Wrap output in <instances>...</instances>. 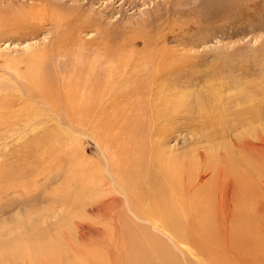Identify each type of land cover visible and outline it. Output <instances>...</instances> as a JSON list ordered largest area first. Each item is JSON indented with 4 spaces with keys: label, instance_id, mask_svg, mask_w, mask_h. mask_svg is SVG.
<instances>
[{
    "label": "rangeland",
    "instance_id": "obj_1",
    "mask_svg": "<svg viewBox=\"0 0 264 264\" xmlns=\"http://www.w3.org/2000/svg\"><path fill=\"white\" fill-rule=\"evenodd\" d=\"M105 35L107 38H105ZM105 44L107 45L104 46ZM81 46L84 47L82 49L85 56L83 59L86 58L84 63L80 65L84 71L87 68L85 65L88 68L90 66L88 61L95 59L96 55H104V50H101L103 46L111 50L110 58L113 60L110 63L117 67L115 78L119 83H117L118 90H122L127 85L126 83L139 86V83L144 82V89L147 90L145 97L137 94L134 95V99H129L130 92L125 93V91H122L125 99H121L116 103L121 106L122 102L125 105L131 101L136 103L141 99L140 101L148 108L146 111L149 115L153 114L150 112L151 104L154 102L159 104L160 102L159 99H155L158 98L156 92H159L160 89L163 88L162 91L170 95L171 98L172 95L174 97L176 93L181 91L186 96L187 101H192L206 90L209 80L206 81L207 75L205 76V74H210L214 69L230 70L233 78H238L242 72L248 73L250 79L256 80L259 78L258 82H261L263 91L261 97H264V0H0V62L7 65L5 69L9 73L18 69L25 74L29 70L33 73L32 70H36L38 66L41 83H47L51 87L54 85L59 86V82V87H61V75L64 71L74 67H70L65 59L58 54L61 51L59 49L66 48L71 52L81 48ZM33 49L42 50L41 55L35 59H30V61L29 59L24 60V57L21 58L32 52ZM19 58L21 61L16 63ZM100 61L99 69L105 68L101 71H105L111 65L106 60L102 61L104 64ZM128 64V70L125 74L127 73L129 76L131 73L132 78H124L118 72H122ZM3 72L0 68V89L14 88L13 80L10 81L9 76H7L8 78L2 76L1 73ZM189 75H192L193 78L187 79ZM36 76L34 75L33 79ZM14 77L17 76L14 75ZM19 77L21 84H27L25 77ZM232 77L221 80L230 81ZM159 79L165 81L161 88L156 84ZM176 80L178 85L174 84ZM232 91L230 89L229 92ZM181 98H183L182 94ZM34 100L37 101L33 102V105L37 102L38 106L36 104V108L34 107L32 110L28 108L27 111H22L19 119L20 124L17 126L18 129L15 132L9 131L7 133V138L9 137L6 141L8 148L4 150L8 156L6 170L9 172L12 169V172L7 178V182L0 184V187L7 188L17 182L19 185L16 186V189L9 186L4 192L0 193V264H86L87 262L90 264L93 259V264H97L96 259H100L98 264H118V260L115 261V256L117 258V255L125 247L123 237L120 234L121 216L125 215L128 218V221L131 222L129 223L131 228L137 225L150 226V224L139 221L127 210L126 204L122 202L125 201L124 193L121 191L122 186H119L118 192L117 187L114 192L106 188L98 191V189L92 190L90 187L88 190L85 187L83 188L84 185L82 184L84 182L82 179H85V183L89 181L91 183L94 174L109 178L111 170H113L111 155L119 153L116 145L120 146V149H125L118 154V157H138L135 148L139 144L140 138L138 132L136 134L131 130L133 127L131 124L136 122L138 116L142 118V121L145 119L150 123L154 116L144 117L142 112L136 110L131 112L127 108V111L125 110L122 112L123 114L121 113L118 116L116 126L110 124V122H113V118L109 115L102 116L100 120L102 124L91 127L95 120V117H93L92 120L89 119L88 125L79 126L80 120L73 122L68 113L51 111L52 109H48L49 106H47L46 101L37 97ZM62 101L64 102V99ZM171 115H169L170 120H163L159 123L160 125H156V128L152 126V129L164 130L165 133L162 137H164L165 149H172L173 155L178 157L179 161L189 159L190 154L196 152L195 148L203 150L209 148L210 145H214V143H219L220 151L225 149V145L232 147L233 150H238L236 146L232 145V132L228 131L223 133V137L216 135L211 143L206 141L194 143L192 141L194 137L191 138L193 135L190 133L192 128L181 131L178 127L177 116L173 119L174 116ZM116 116L117 113L113 117ZM235 117V114L230 113L227 116V121L232 122ZM140 118L139 122L141 121ZM194 118L196 119V117ZM121 122H125V125L119 127ZM6 130H9V128ZM17 136L18 138L20 136V138L18 142L15 140V143L13 140ZM198 136H195V138ZM95 141L100 142V145L102 144V149L105 151L103 155L95 145ZM223 141H225L224 145H222ZM39 142H48L49 144L47 143L43 150H39L41 148ZM129 143L130 145H128ZM1 145H4V141ZM214 146L218 148L216 151L219 154V147ZM72 148L79 151L87 150V157L94 162L91 164L92 169H96L95 173L94 170L92 171L91 178L85 172L73 173V168L76 167L75 163L84 160V158H74L75 161L69 163L66 155L70 154L69 151ZM52 152L54 153L53 161L40 165V159L45 156L49 161L47 156L51 155ZM237 155L243 158L242 155ZM106 161L108 162L106 163ZM49 164L54 166V169L64 168L68 171L62 174H57L54 171V174L51 173V175L47 171H45L46 173L42 172L41 168L45 170L47 169L46 166H50ZM193 164L195 173L199 175L202 173L200 179L206 181L203 188L204 192L206 186L211 189L213 186L211 173L203 172L199 164ZM109 165L110 167H108ZM81 182L82 184H80ZM69 185L74 189L69 188ZM24 186L27 187L24 188ZM67 187L69 190H74L73 195L75 196L70 197L73 202H69L67 207L65 206L66 208L52 205V197L50 196L55 191H66ZM78 190H82L79 192L80 194ZM83 194L87 195L86 199L89 200L85 201ZM111 194L113 197L115 196L116 200H120L119 203L116 200L113 201L114 199L112 200ZM236 194L238 197L234 199L233 212L239 213H236V216L240 218L238 217L237 224L235 223L237 219L231 222L232 226H229V228L233 227V229L231 228L229 231L236 230L234 228L239 223L247 224L248 215L255 216V213H257V206L252 207L257 203L256 201L253 202L251 193H246V197L245 193L241 197L242 193H239V191L234 193L235 196ZM73 197H79V199ZM95 198H98L97 201ZM114 202H116L115 205ZM73 204L76 205L73 206ZM115 206L117 207L114 209ZM71 208L72 211H70ZM118 210L121 211L118 212ZM100 211L106 213L102 214ZM245 211L248 213L246 214ZM54 214H56L55 216L58 215L56 218L58 220H55ZM44 218H47V221ZM99 220L100 222H98ZM81 222L82 224H80ZM108 222L110 223L108 224ZM83 223H85V226ZM218 223L219 220L214 217L211 228L216 233H221L222 228ZM78 224L80 229L83 226V230L80 231L77 227ZM101 224L108 230L102 228ZM75 226L77 230L74 228ZM92 227L98 228L93 229ZM78 229L79 234L81 233L80 236L78 235ZM150 229L156 232L158 236L160 235V238L164 241L171 244V241L162 232H158L153 227H150ZM94 232H96L97 237ZM263 233L262 231L260 234L263 235L261 237L264 240ZM93 236L96 237H94L95 240H93ZM261 241L262 239H260L258 245L253 243V248L257 249L258 247L256 256L253 257L260 261L263 258L262 261H264V241ZM96 246L98 247L96 250L102 248L100 249L101 252H99L100 250H92L93 247V249L97 248ZM173 247L183 264H187L192 260L198 263L201 262V264H214L215 261V264H241L238 258H236L237 260L231 258L227 261L215 259L214 261H208L210 262L208 263L205 261L206 256L198 254L195 249L190 248L189 244H180L179 248ZM114 249H117V251ZM188 250L192 251L191 254H188L190 252ZM85 252H91V254L88 253L91 257H88ZM82 253H85V255H82ZM259 253L263 256L259 257ZM101 255L105 259L100 257ZM225 257L229 258L231 256Z\"/></svg>",
    "mask_w": 264,
    "mask_h": 264
},
{
    "label": "bare ground",
    "instance_id": "obj_2",
    "mask_svg": "<svg viewBox=\"0 0 264 264\" xmlns=\"http://www.w3.org/2000/svg\"><path fill=\"white\" fill-rule=\"evenodd\" d=\"M105 38H107L106 35ZM106 45L107 44H105L104 46ZM83 48L84 47L81 46V48L77 50L75 49V51L72 50L71 52L68 51L66 48L59 49L61 51L58 52V54L65 59V61L70 65V67L72 68L74 67L73 69L70 68L64 71L63 75H61L62 76L61 87H59L60 86L59 82H58L59 86L54 85L51 87L47 85V83L46 84L41 83L38 66L36 70L31 69L33 73H31L29 70V72L25 74L23 71H20V69L13 71L14 73L13 72L9 73L5 69L7 68V65L4 64L3 62H0V68L1 70L4 71L3 73H1L2 76H6V77L9 76V78L8 77L7 78L10 81L13 80V83L15 84V86H13L14 88L0 89V97H1L0 145L4 141V145L0 146V148L2 147L3 149V150L0 149V184L6 183L7 178H9L12 172V169L9 172H7L6 170L8 156L4 150L8 148V144L6 143V141L9 139V137L7 138V133L9 131L15 132L18 129L17 126L20 124L19 119L21 117L20 115L22 114L21 113L22 111L24 110L27 111L26 109L28 108H31L32 110V108L34 107L36 108L38 106L37 102H36L37 106H35L36 104L33 105V102L37 101L34 100L36 97L38 99L46 101L47 106H49L48 107L49 110L52 109L51 111L66 112L68 113V115L70 116L73 122H77L80 120L79 126L88 125L90 122L89 119L92 120L93 117H95L94 118L95 120L92 123L91 127L102 124V121L100 120L104 115L105 116L109 115L111 118H113V122L112 123L110 122V124L116 126L117 119L119 118L118 116L122 112H124L127 108L131 112L133 110L140 111L142 112V115L144 117L146 116H154V117L153 120H150L149 123L145 119H143L142 121V118L138 116L136 122H133V124H131L133 125L131 130L136 132V134L138 132V136L140 138L139 144L137 143L138 145L135 148V150H137L136 153L138 154V157L137 156H136L137 158L135 156L133 158H129L128 156L118 157V154L124 151L125 149H120L119 148L120 146L116 145V148L119 150V153L116 155L114 154L111 155V159L113 160L112 163L113 170H111L112 172L109 175L110 176L109 178H107L104 175H102L101 177L95 174L93 175L92 171L94 170L95 173L96 169L94 168L92 169L93 166L91 164L94 162L89 157H87L86 149L79 151L76 150V148H72L71 151H69L70 154L66 155L67 159H69L68 160L69 163H73L75 161L74 158H79V159L84 158V160L75 163L76 167L73 168V173L85 172V174L87 175L89 174V176L93 175V178H91L90 176L91 183L90 181L85 183L84 181L85 179H82L84 183L82 184L81 182L80 184L84 185L83 188L85 187V189L89 190V188L91 187L90 189L92 190L98 189V191L100 189L103 190V188H106L114 192V189L116 190L117 187V192H118L119 191L118 189H120L119 186H122L121 191H123L124 193L123 195L125 196V201L122 202L126 204L127 210L130 213H132L135 216V218H137L139 221L141 220L144 221L145 223L150 224V226L137 225L136 227L134 226L133 228L132 226L131 228L129 224L131 222L128 221V218L125 215L121 216L122 224L120 225V232H121L120 234L123 237L125 247L124 250L122 249L123 251L119 255H117L118 256L117 258L115 256L116 259L115 261L117 262L118 260L119 262L118 264H183L180 256L175 251L173 246L179 248L180 244L186 243L189 244L191 249L192 248L195 249L198 254L206 256L205 261L207 262L214 261L215 259L227 261L228 259L231 258H235V259L238 258L241 261V264H264V261H262L263 258L261 262L259 259H255L253 257L256 256L258 249V247L257 249L253 248V243L254 245H258L260 243V239L264 241L262 238L263 235L260 234L262 231L264 232V171H263L264 97H261L263 91H262L261 82H258L259 78H257L256 80L250 79L247 75L248 73L245 74V72L242 71H241L242 73L238 78L237 77L233 78L230 73V70H228L229 71L228 72V71H222L224 70L222 68H221L222 70L214 69L212 72H210V74L207 73L205 74V76L207 75L206 81L209 80L206 90L201 92L202 94L196 96L192 101H187L185 99L186 96L183 95L181 91L176 93L174 97L172 95L171 98L170 95H167L164 93V91H162L163 88L162 90L160 89L161 92L160 91L156 92L158 98H155V99H159L160 102L159 104H157L156 102L154 103L152 102L153 104H151L150 106L151 107L150 112L153 114L149 115L147 114L146 111L148 108H146L143 102L140 101L141 99L138 100L136 103L134 101H131L128 104L126 103L127 104V105L125 104L126 106L123 104V102L121 106L120 104L118 106L116 103L121 99H125L124 93L122 91H125V93L130 92L129 99L133 98L134 95L136 96L137 94L145 97L146 95L145 92L147 90L144 89L145 88L144 82L139 83V86H137V84L135 86L130 83L129 84L126 83L127 85L124 86L122 90L120 89L121 91L118 90L117 89L118 81L115 78V71L117 67H115L114 64L110 63V61L113 60L110 58L111 50L109 48L102 46L101 50H104L103 52L104 55L99 54L96 55L97 57L93 56L95 59L91 58L93 60L88 61L90 62L89 65L91 67L89 66L88 68V66L85 65L88 69L86 68V71H84L83 67L80 66L82 65V63H84L86 59V58L83 59L85 57L82 50ZM41 53L42 50L33 49L32 52H30L26 56H22L21 58L24 57V60L29 59L30 61V59H35L39 57ZM103 60H106L108 61V63L111 64L110 67H107L105 71H101L103 67L99 69L100 67L99 61L101 63ZM20 61L21 59L19 58L16 61V63ZM1 65H3L4 67ZM128 66L129 64L124 67V70L122 72L118 71L120 75L124 78H129V77L132 78L130 76L131 73L129 76L127 75V73L125 74V72H127L128 70L127 69ZM94 70H96V72H94ZM13 74L16 75L17 77H14ZM34 75H37L35 79H33ZM19 76L25 77L27 84L25 85L21 84V82H19V78H20ZM226 77L227 78L232 77L231 78L232 80L230 81L221 80ZM192 78L193 76L189 75L187 79H192ZM164 82L165 81H161L159 79L156 82V84L159 88H161L165 84ZM174 84L178 85V81L176 80ZM230 89L233 91L229 92ZM181 94L184 99L181 98ZM63 99L64 102L62 101ZM116 113L117 116L113 117L115 116ZM230 113L236 115V117L232 122L227 121V116ZM129 114L131 113L129 112ZM169 115L174 116L172 117L173 119H175L177 116L179 122L178 127L181 131L186 128L189 130L190 128H192V132L190 133H192L193 135L191 136V138L194 137L192 139L194 143H200L204 141L211 143V141L214 140L213 138L216 135L223 137V133L225 131H228L230 133L232 132L231 133L232 134L231 139H233L232 145L236 146L238 150H233L232 147L225 145V149L220 151V145H218L219 143L218 144L214 143V145L219 147V151H220L219 154L216 151L218 148L215 147L214 145H210L209 148H205L203 150L202 149L199 150L195 148L196 152L195 153L192 152V154H190L189 156L190 157L189 159L187 158V160H184L182 162L179 161V158L173 155L174 152L172 151V149H167V150L165 149L164 137H162V135L165 133L164 130H160V129L158 130V128L152 129V126H154L153 128H156V125H158L163 120H170ZM194 117H196V119ZM139 118L141 119L140 122L138 121ZM126 122L130 123L129 121ZM119 124L120 127L125 125V122H121ZM7 128H9V130H6ZM14 135L16 134L14 133ZM195 136L198 137L195 138ZM19 138L18 136L14 137L13 141L16 140L18 142ZM224 142L225 141H223L222 145H224ZM39 143L41 146L39 150L40 149L43 150V147L48 142L47 143L39 142ZM99 143L95 141V145L97 146V148L101 150V153L103 155L105 151L102 149L101 146L102 144L100 145ZM128 145H130V143ZM237 154L242 155L243 158L238 157ZM53 157H54L53 152L51 153V155L47 156V158H49V161L46 159L45 156H43L42 157L43 159L42 158L40 159L41 162L40 165H43L45 163H51V161H53ZM107 162L108 161H106V163ZM193 163L199 164L200 169L203 172L211 173L212 185H213L211 189H209V187L206 186L204 192L203 188L206 185V181L204 180L202 181V179H200V175L202 173L200 175L195 173V170L193 169L194 166ZM46 167L47 169L45 170L44 168H41V171L42 172L47 171V173L49 172L50 175L51 173L54 174V171L57 174H62L68 171L64 168L54 169L53 168L54 166L52 165ZM108 167H110V165ZM89 183L91 186L89 185ZM17 185H19L18 182L13 183L9 186L10 188L14 187L16 189ZM71 185H69L68 187L72 188L70 187ZM75 185L77 188V183ZM26 187L27 186H24V188ZM7 188L4 186L0 187V193L4 192ZM67 188L66 191L64 190L55 191V193L52 196H50L52 197L51 200L52 205L60 206V207L63 206L64 208L67 207L68 203L73 200L71 199L72 196H75L73 195L74 190L73 191L69 190V188L67 190ZM81 191L78 190V193ZM110 191L109 193H111ZM237 191H239V193L240 192L242 193L241 197L243 196L244 193H245L244 194L245 197H246V193H251V195L253 196V202L255 203L256 201L257 203L256 205L254 204L252 207L257 206L256 207L257 210L256 209L255 210L257 211L258 214L255 213L256 214L255 216L248 215L247 224L239 223L234 228L236 230L229 231V229L231 228L233 229V227L229 228V226H232L231 222L237 219L235 221V223L237 224L240 218L239 216H236L237 212L235 213L233 212L234 199H237L236 197H238L237 194L235 196L234 193ZM86 196L84 195L85 201L89 200L86 199ZM73 198L79 199V197H73ZM95 199L97 201L98 198ZM49 200L48 202H50ZM112 200L113 201L116 200L115 196L113 197V195H112ZM106 201L113 202L111 200H106ZM119 201L120 200H116V202L118 203ZM116 202H114V205ZM75 205L76 204H73V206ZM116 207L117 206H115L114 209ZM105 209L109 210L106 207ZM70 211H72V208ZM120 211L121 210H118V212ZM100 212L102 213V211ZM245 212L246 214L248 213L247 211ZM55 215L56 214H54L53 217ZM112 216H114V214H112ZM57 217L58 215L54 217L55 220H58L56 219ZM214 217L219 220L218 224H220L219 226L222 228L221 233H216L211 228V224L213 222ZM44 219L46 220L47 218ZM77 221H75V223H77ZM63 222L64 220L62 221V223ZM73 222L72 224H74ZM98 222H100V220ZM109 223L110 222H108V224ZM80 224H82V222ZM84 224L85 223H83V225ZM103 225L102 228L106 226ZM79 226L80 225L78 224L77 227L79 228ZM77 227L75 226L74 228L77 230ZM150 227L155 228L158 232H162V234H164L167 237V239L171 241V244L160 238L161 236L160 235L158 236L156 232L150 229ZM94 228H98V227H94ZM79 229H78V235L80 236L81 233L79 234ZM81 229L83 230V226ZM92 233L93 232L91 231V234ZM95 233L96 232H94V235H96ZM82 236L84 237L85 234ZM94 237L95 236H93V240H95ZM93 248H92L93 251L98 249V247L95 249ZM84 250L86 249L84 248ZM114 250L117 251V249ZM181 250H182V246H181ZM188 251H190L188 252V254L189 253L191 254L192 251L191 250ZM91 252L88 253L91 254ZM99 252H101V250ZM99 252L96 253L100 254ZM85 253L84 254L82 253V255H85ZM228 255H230L231 257L226 258L225 256ZM89 256L90 255L88 254V257ZM260 256H263V254L260 255L259 253V257ZM97 257L99 258V256ZM100 257H102V255ZM89 259L91 260V258ZM96 260L98 261L97 262L98 264L100 259L99 260L96 259ZM93 261L94 259L91 262L92 264L94 263ZM109 261L112 262L111 260ZM215 263L216 261L214 262V264ZM187 264H201V262L198 263L197 261L192 260L189 261V263Z\"/></svg>",
    "mask_w": 264,
    "mask_h": 264
}]
</instances>
